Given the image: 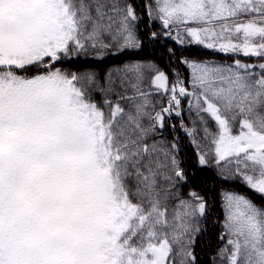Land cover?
<instances>
[{
    "label": "snow or ice",
    "instance_id": "obj_1",
    "mask_svg": "<svg viewBox=\"0 0 264 264\" xmlns=\"http://www.w3.org/2000/svg\"><path fill=\"white\" fill-rule=\"evenodd\" d=\"M145 17L231 62L105 67ZM177 131L262 197L220 190L205 264H264V0H0V264H201L210 203L184 191Z\"/></svg>",
    "mask_w": 264,
    "mask_h": 264
},
{
    "label": "trees",
    "instance_id": "obj_2",
    "mask_svg": "<svg viewBox=\"0 0 264 264\" xmlns=\"http://www.w3.org/2000/svg\"><path fill=\"white\" fill-rule=\"evenodd\" d=\"M139 2V0H137ZM143 16L144 14L141 13ZM145 24L147 26H145ZM150 31L158 34L155 40L144 35ZM140 32L143 36L144 46L138 51L121 56L118 59L113 58L108 61L107 67L111 64H118L125 60H139V61H154L161 69L169 72L170 76L174 72H179L182 77L187 78L190 69L182 64L181 58L189 60H214L217 62H231V55L214 52L213 50L206 49L201 45L194 43H186L181 45L176 39L174 34L172 37L165 35L166 30L163 28L160 21H151L146 17L144 23L140 25ZM187 39V38H185ZM169 50L174 53L170 56ZM242 60L248 61L254 58L238 57ZM78 66V65H77ZM180 138L181 153L180 158L185 165L187 171L190 172L189 186L184 189L185 192L195 189L200 194L204 195L210 203V213L205 223L202 225L204 229L197 237L194 245L195 254L201 264H205L210 255H214L215 249L222 245L219 236L223 231L222 228V212L220 207L219 192L222 188H232L238 192L245 193L252 197L257 203H260L262 197L259 194L241 186L240 184L224 183L220 180L219 173L213 165L208 167H200L197 165L196 154L189 140L182 132L176 133ZM166 135H171L166 133Z\"/></svg>",
    "mask_w": 264,
    "mask_h": 264
},
{
    "label": "rangeland",
    "instance_id": "obj_3",
    "mask_svg": "<svg viewBox=\"0 0 264 264\" xmlns=\"http://www.w3.org/2000/svg\"><path fill=\"white\" fill-rule=\"evenodd\" d=\"M173 34H174V36L176 35L175 30H173ZM185 38H187V37H185Z\"/></svg>",
    "mask_w": 264,
    "mask_h": 264
}]
</instances>
